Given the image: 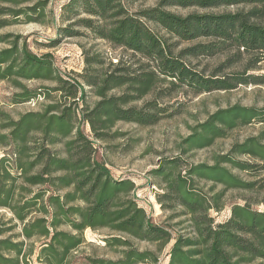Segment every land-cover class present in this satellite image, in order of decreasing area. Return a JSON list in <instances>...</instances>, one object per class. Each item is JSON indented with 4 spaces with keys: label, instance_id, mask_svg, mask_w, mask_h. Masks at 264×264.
<instances>
[{
    "label": "trees",
    "instance_id": "1",
    "mask_svg": "<svg viewBox=\"0 0 264 264\" xmlns=\"http://www.w3.org/2000/svg\"><path fill=\"white\" fill-rule=\"evenodd\" d=\"M143 1L67 0L55 20L50 0H0V83L11 90L0 99V210L10 214L0 221V264H159L169 246L165 264H264V198L255 201L261 210L248 199L226 201L230 191H264V130L210 164L183 159L231 131L264 124V107L218 109L189 128L175 156L160 159L149 175L162 223L138 204L134 181L114 177L96 147L117 149L126 136L119 124L147 128L172 117L163 101L177 90L198 96L263 84L247 73L264 61V0L135 7ZM171 6L241 9L182 16ZM55 22V38L34 44L82 40L79 73H61L50 53L31 51L26 36L3 33ZM180 43L187 46L175 51ZM219 55L224 61L208 74L192 64ZM242 60L241 72L224 73ZM25 104L35 107L15 111ZM87 230L105 233L102 248L114 258L83 251Z\"/></svg>",
    "mask_w": 264,
    "mask_h": 264
},
{
    "label": "rangeland",
    "instance_id": "2",
    "mask_svg": "<svg viewBox=\"0 0 264 264\" xmlns=\"http://www.w3.org/2000/svg\"><path fill=\"white\" fill-rule=\"evenodd\" d=\"M67 0H50L48 10L53 15L55 20L60 14V7ZM160 0H145L135 7L149 8L154 7ZM168 9L177 15L185 16L190 13L196 14H220L223 12H233L240 10L241 7H219L202 9L199 7L182 8L180 6H171ZM48 24L40 25H21L14 28L3 30V33H13L16 35L26 36L27 43L32 52L36 54L50 53L56 68L61 73L66 72H81L82 55L78 45L83 44L82 40H63L54 48H45L36 46L34 43H46L55 38V25ZM161 35L162 32H159ZM207 41V40H199ZM171 42H175L172 40ZM183 43L176 47L175 51L186 47ZM104 51H109L113 56L121 55L120 51H112L106 45L100 46ZM122 56H124L122 54ZM225 56L219 55L216 58H198L192 61L193 65H197V69H204L205 73H210L222 61ZM245 60L237 63H232L224 70L225 74L237 73L243 70ZM247 75L263 81V84L239 85L236 89L230 92H211L204 93L198 96H193L185 90H177L172 93L170 98H167L163 103L172 106L173 116L161 120L158 124L152 127L141 128L134 125L119 124L117 128L126 132V136L116 142L120 145L117 149L106 152L101 145L97 147L98 159H104L108 163V168L112 175L116 178L129 177L135 185V195L138 204L143 207L146 213L152 218L155 223H162L165 215L160 210L157 204L154 193L157 188L154 185L155 179L149 175V172L157 168L161 158L175 156L177 146L180 141L186 138L190 130L189 128L203 122L208 115L214 113L218 109H224L229 106L238 104L243 107H264V61L259 63ZM39 83H31L28 86H38ZM11 90L5 83H0V99L10 95ZM34 105L25 104L15 109L16 112H25L34 109ZM264 130V124L252 123L251 125L231 131L225 139L216 140L211 148L199 150L190 154V157H183L190 163L206 162L212 163V157L217 154L227 153L231 146L236 143H242L248 137H255ZM243 161H250V158L240 156ZM240 178L246 181L252 179L246 174H239ZM264 198V191L259 193H248L240 191H230L226 196L227 204L239 203L242 204L245 199H248L256 209H263V205L255 204V201H260ZM227 207L218 217V220L224 219L229 213ZM216 216V215H214ZM10 214L7 211L0 210V221L7 220ZM105 233H94L90 230L84 232V239L87 245L84 246L85 253H95L98 256L114 258L110 253H107L102 248L100 237ZM170 247V246H169ZM165 250L162 260L159 264L166 263ZM140 248L144 249L145 245ZM34 261V260H33ZM35 264V262H31Z\"/></svg>",
    "mask_w": 264,
    "mask_h": 264
}]
</instances>
